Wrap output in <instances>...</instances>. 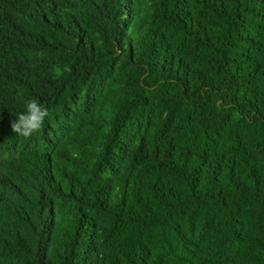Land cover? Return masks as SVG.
<instances>
[{"label":"trees","instance_id":"1","mask_svg":"<svg viewBox=\"0 0 264 264\" xmlns=\"http://www.w3.org/2000/svg\"><path fill=\"white\" fill-rule=\"evenodd\" d=\"M0 264H264V0H0Z\"/></svg>","mask_w":264,"mask_h":264},{"label":"clouds","instance_id":"2","mask_svg":"<svg viewBox=\"0 0 264 264\" xmlns=\"http://www.w3.org/2000/svg\"><path fill=\"white\" fill-rule=\"evenodd\" d=\"M26 108V113L18 114L15 120L10 121V127L13 133L29 138L43 127L49 112L42 103L36 100L28 101Z\"/></svg>","mask_w":264,"mask_h":264}]
</instances>
